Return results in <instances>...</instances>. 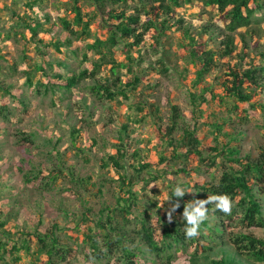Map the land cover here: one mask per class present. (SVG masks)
Wrapping results in <instances>:
<instances>
[{
  "label": "rangeland",
  "instance_id": "374dc122",
  "mask_svg": "<svg viewBox=\"0 0 264 264\" xmlns=\"http://www.w3.org/2000/svg\"><path fill=\"white\" fill-rule=\"evenodd\" d=\"M27 2L30 1L0 0V110H3L0 113V239L9 243L7 250L13 243L21 246L28 240L30 250L22 247L14 255L1 251L0 264H46V257L38 253L35 236L54 232L67 247L65 260L57 259L55 264H115L114 260L98 261L87 256L91 249L85 235L76 228L84 216L93 222L106 207H116L118 198L127 190L121 188L119 181L124 173L134 183L132 190L138 202L130 219L145 210L165 215L171 209L167 202L171 190L178 187L181 194L191 197L196 193L195 184L210 183L211 174L217 170L200 164L197 156L191 155L187 162L172 159L173 150L186 130L197 135L204 155L211 160L226 159L227 148L231 146L237 147L238 159L263 160L264 90L257 89L253 100L240 104L236 111L235 100L228 98L222 102L212 94L222 95L223 84L232 69L264 66L260 58L264 52V23L246 35L248 48L240 37L245 29L239 30L234 35L236 51L232 56L222 57L224 25L217 9L205 7L199 1L177 9L169 21L182 20L181 23H176L172 30L150 32L140 50L132 52L134 60L130 64L141 79L138 90L128 91V98L119 95L115 101H108L97 98L91 87L105 83L104 76L110 78L112 86L115 77L109 67L94 79H82L70 92L60 88L63 80H50L55 74H63L67 79L92 68L91 62L83 59L87 51L85 44L77 40L74 46L66 45L70 35L59 22L61 17H72L69 8L74 0H42L34 11L28 8ZM93 3L94 0H80L79 4L84 13L92 14ZM105 5L106 13L123 9L131 13L136 4L128 0L127 4ZM23 15L40 17L44 22L45 29L36 39L42 40L39 45L32 41L19 18ZM102 23L101 17L96 18L92 32L105 39ZM7 35L10 38L6 39ZM48 43H60L61 52L53 46L45 47ZM193 48L199 53L211 49L217 54L215 65L199 84L196 83L197 67L190 54ZM74 50L77 54L72 53ZM125 50L124 43L115 47L117 61H126ZM195 60L201 68V63ZM33 64L42 65L47 76L42 77L41 72L29 68ZM29 69L34 82L41 79L47 84L50 80L56 86L54 90L45 93L41 89L37 93L35 87L28 85ZM120 75L127 81L130 74L122 70ZM204 88H209L205 94L207 102L197 107L193 95L200 96ZM172 106L177 107L180 120L168 137ZM139 107H143V112ZM215 122L223 123V134L229 135H216ZM74 129L78 132L74 133ZM121 141L127 152L126 171L118 170L112 163L104 165L109 155L117 153L116 146ZM215 147L218 151L213 150ZM178 149L181 154L186 151ZM136 152L138 157H134ZM162 156L168 157L164 164ZM138 161L148 162L151 167L138 174L130 166ZM182 168L188 174L182 173ZM53 173L59 174L56 180L49 179ZM259 197L264 205V194ZM214 222L215 219L211 226ZM238 232L264 239V228L230 227L216 243L204 242L212 246L211 251L200 250L196 255L195 247H189L179 253L175 264H210L221 259L229 264H264L254 263L235 251L228 238ZM98 240L104 249L102 235ZM14 256H19L18 262ZM148 263L149 260L142 264Z\"/></svg>",
  "mask_w": 264,
  "mask_h": 264
},
{
  "label": "trees",
  "instance_id": "16d2710c",
  "mask_svg": "<svg viewBox=\"0 0 264 264\" xmlns=\"http://www.w3.org/2000/svg\"><path fill=\"white\" fill-rule=\"evenodd\" d=\"M29 1L27 2L28 8L34 11L42 0ZM129 1L136 4L131 13L125 9L106 13V3L127 4L128 0H94L92 4L94 12L87 14L83 12L82 6L79 4L80 0H74L69 8L72 17H61L59 22L63 30L70 35L66 45L74 46L77 40L85 44L87 51L84 53L83 59L91 62L92 68L82 71L79 75L73 74L67 79L63 74H55L50 77V80L52 78L63 80L64 82L60 84V88L70 92L77 87L82 79H94L105 68L109 67L110 74L115 77L112 86L109 82L110 78L104 76L102 80L105 83L100 82L91 87V92L97 98L108 101H115L119 95L128 98V91L138 90L141 84L140 76L134 72L130 64L134 60L132 52L140 50L150 32L160 33L161 30L174 29L176 23L182 22V20H178L170 23L169 20L172 19L176 10L197 1L205 7L217 9L218 14L222 16L224 25V32H221L223 37L221 44L224 49L222 57L232 56L236 51L237 45L234 35L239 30L245 29V34L241 33L240 37L244 46L247 47L246 35L254 32L256 27L264 23V0ZM98 17H101L103 21L101 27L106 30L107 37L105 39L94 36L92 32V24ZM19 18L30 33L32 41L39 45L42 40L38 41L36 39L45 29L44 22L40 17L33 19L30 16L26 18V15H23ZM47 20L48 17L46 16L45 21L47 22ZM1 37L2 34H0ZM6 37L8 39L10 35ZM152 37H155V35H152ZM23 38L26 39L25 34H23ZM191 41L194 40L191 38ZM123 43L126 49L124 54L127 62L117 61L113 52L115 47ZM48 45L61 52L62 46H60V43H48L45 47ZM193 49L190 54L193 57V63L197 67L196 83L199 84L205 74L209 73L215 65L217 54L211 49L202 50L201 53L195 48ZM72 53L77 54L76 50ZM88 53H92L91 56ZM195 58L201 63V68H198ZM260 58L264 61V52L260 54ZM29 68L41 72L42 77L47 76L46 69L42 65L33 64ZM122 70L130 74L127 81H123L121 78L120 73ZM26 74L28 85L35 87L37 93H40L41 89L48 93L56 87L50 80L47 84H44L41 79L34 82L31 69L27 70ZM228 77V80L223 84L222 95L212 94V97L214 99L218 98L222 102H225L228 98L235 100L238 103L233 106L235 111L240 109V104L250 103L256 96L257 89L264 90V66H250L241 69V71L232 69ZM208 91L209 88H204L200 96L193 95V101L198 105L197 107L207 102L205 94ZM5 108L4 106L3 109ZM139 108L143 112V107ZM233 109L231 113H233ZM2 111L1 109L0 113ZM179 120L178 109L176 106H172L171 125L167 128L168 137L179 125ZM213 126L216 129V135H229V133L223 134V123L215 122ZM124 128L127 130L126 126ZM73 132L76 133L78 130L74 129ZM201 146L202 143L197 135L186 130L178 142V146L173 150L172 159H184L187 162L189 157L194 155L198 157L200 164L206 165L209 169L217 170V173L211 174L212 181L210 183L195 184L193 187L196 190L194 196L189 197L186 194H181L178 187L171 190L167 200L171 209L165 215H162L160 211L153 214L149 210H145L137 217L130 219L134 215L132 209L138 208L137 196L132 190L134 183L129 179V176L126 173L120 175L121 188L126 187L127 190L124 196L118 198L116 207L113 209L106 207L105 210L101 211L98 220L93 222L87 215L84 216L76 228L85 235V242L91 249L87 256L98 261L107 260L109 262L114 260L115 264H142L147 260L150 264H175L179 253L186 251L189 247H195L196 255L200 250L202 252L211 251L212 246H207L204 242L213 243L214 241L216 243L215 240L223 238L222 233L230 227L239 229L264 228V205L259 197V194H264V154L261 161L247 162V160L238 159L237 154L239 151L237 147L231 146L227 148L228 157L222 161H217L213 158L211 160V157L207 158ZM116 147L117 153L109 155V161L105 162L104 165L108 166L112 163L118 170L126 171L125 159L127 152L124 142L121 141ZM179 147L186 149V151L183 154L178 153ZM213 150L218 151V148L215 147ZM134 157H138V152L134 154ZM167 160L168 157H161V163L164 164ZM209 161L210 163H208ZM226 161L235 163L237 166H230ZM130 166L138 174L145 168L151 167L150 163L141 161H138L135 165L131 163ZM181 172L188 174L186 168H182ZM58 175V173H53L49 179L56 180ZM27 180L32 181L29 178ZM186 186H189V184ZM225 203L230 207L228 213L222 211V206ZM193 218L198 220L199 225L197 234L189 237L187 232L193 227V224L190 223ZM213 219H215V222L211 226ZM1 226H4V224L2 223ZM219 230L221 231L218 232ZM97 231L103 234L97 233ZM206 231H208L207 234ZM101 235L104 249L99 246L100 240H98V237ZM35 237L38 240V253L46 257V264H55L57 259L60 261L65 260L67 247L61 243L59 235L54 232L51 235L37 234ZM228 242L240 256L254 263H264V239H259L250 233L238 232L230 234ZM7 243L2 242L0 239V252L8 251L14 255L22 247L27 251L30 250L28 240H24L21 246L13 243L9 250H7L9 245ZM19 259V256H14L15 261L18 262ZM210 264L229 263L221 259L212 260Z\"/></svg>",
  "mask_w": 264,
  "mask_h": 264
},
{
  "label": "clouds",
  "instance_id": "9594fccd",
  "mask_svg": "<svg viewBox=\"0 0 264 264\" xmlns=\"http://www.w3.org/2000/svg\"><path fill=\"white\" fill-rule=\"evenodd\" d=\"M222 211L225 212V213L230 212V207H229V205L227 203H225L222 206ZM190 223L193 224V227L188 230L187 235L189 237H192V236H195L197 234V228H198L199 222H198L197 219L193 218V219L190 220Z\"/></svg>",
  "mask_w": 264,
  "mask_h": 264
}]
</instances>
